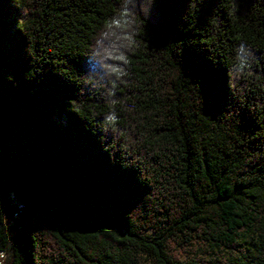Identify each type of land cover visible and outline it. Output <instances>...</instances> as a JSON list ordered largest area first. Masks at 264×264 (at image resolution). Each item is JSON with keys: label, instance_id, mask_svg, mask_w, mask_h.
<instances>
[{"label": "trees", "instance_id": "16d2710c", "mask_svg": "<svg viewBox=\"0 0 264 264\" xmlns=\"http://www.w3.org/2000/svg\"><path fill=\"white\" fill-rule=\"evenodd\" d=\"M0 254L264 264V0H0Z\"/></svg>", "mask_w": 264, "mask_h": 264}, {"label": "clouds", "instance_id": "9594fccd", "mask_svg": "<svg viewBox=\"0 0 264 264\" xmlns=\"http://www.w3.org/2000/svg\"><path fill=\"white\" fill-rule=\"evenodd\" d=\"M127 15H129V13H127V12L122 13V16H127ZM148 17H149V15H148ZM133 42H134V41H133ZM244 46H245V44L242 43V44L240 45L239 49H240V50H243ZM249 51H250V54H251L250 59H251V61H252V60L255 59V54L252 52V50H251L250 48H249ZM127 59H128V56H127ZM237 59H239V57H237ZM128 61H129V59H128ZM242 63H244V62L242 61ZM250 67H251V63L249 64V68H250ZM127 75H128V73L126 74V76H127ZM110 114H111V115H107V116H106V121H107V119H111V120H113V122H116V120H115V115H116L115 111H111Z\"/></svg>", "mask_w": 264, "mask_h": 264}, {"label": "rangeland", "instance_id": "374dc122", "mask_svg": "<svg viewBox=\"0 0 264 264\" xmlns=\"http://www.w3.org/2000/svg\"><path fill=\"white\" fill-rule=\"evenodd\" d=\"M3 258H4V257H3ZM3 258H2L1 254H0V260L3 259ZM1 262H2V261H0V264H1Z\"/></svg>", "mask_w": 264, "mask_h": 264}, {"label": "built area", "instance_id": "2783aa9c", "mask_svg": "<svg viewBox=\"0 0 264 264\" xmlns=\"http://www.w3.org/2000/svg\"><path fill=\"white\" fill-rule=\"evenodd\" d=\"M2 256V258L4 257L3 255H1Z\"/></svg>", "mask_w": 264, "mask_h": 264}]
</instances>
